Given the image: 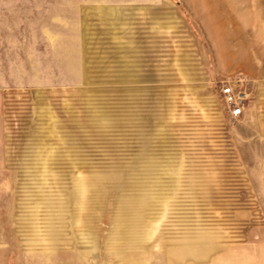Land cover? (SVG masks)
Instances as JSON below:
<instances>
[{"label": "rangeland", "instance_id": "374dc122", "mask_svg": "<svg viewBox=\"0 0 264 264\" xmlns=\"http://www.w3.org/2000/svg\"><path fill=\"white\" fill-rule=\"evenodd\" d=\"M122 1L0 0V264H264V98L238 122L218 100L226 124L208 151L224 162L202 177L197 160L185 179L153 177L142 122L153 125L157 106L200 103L119 60ZM168 61L155 76H174ZM205 91L218 93L213 82ZM29 109L64 138L9 160L6 140L18 141Z\"/></svg>", "mask_w": 264, "mask_h": 264}, {"label": "crops", "instance_id": "0c3cea01", "mask_svg": "<svg viewBox=\"0 0 264 264\" xmlns=\"http://www.w3.org/2000/svg\"><path fill=\"white\" fill-rule=\"evenodd\" d=\"M110 2L112 4V0ZM122 2L120 12L112 16L113 20L119 19V34L115 36L120 38L119 60H137L138 81L175 80L178 86L185 88L186 97L192 99L195 96L200 103L198 106L187 103L157 106L155 112L158 115H154L151 126L143 119L146 122H142L145 125L142 129L152 130L143 132V135L152 136L153 146L152 152H142L141 159L152 161L153 177L165 175L184 179L194 168L192 162L197 160L200 161L199 168L195 167L201 170L199 174L202 177L203 169L208 168L210 163L213 167L212 162H224V156L219 154L218 148L213 152L208 151L211 139L216 141V146L222 144L218 136L209 137L208 134L223 132L226 124L217 93L206 92V85L213 82L217 89L216 83L222 80H245L249 99L242 115L235 122L248 114L250 98L255 95L264 98V0ZM186 16L197 27L204 43L192 32ZM116 27L114 25L113 28ZM107 59L114 60L112 57ZM157 60H169V66L176 65L174 72L169 69L174 76H155L160 71V62L157 63ZM204 60H211L209 69L204 68ZM145 68L152 69V76H145ZM178 90L172 88L168 92L172 95L173 92L179 93ZM37 113V110L29 109L22 129L11 132L14 135L20 134L17 136L18 141L6 140L5 152L14 154V157H8L9 160L23 159L17 152L24 154L25 158L31 154L30 159L36 153L46 154L51 140H63V135L56 131L59 127L56 123H37ZM255 113L257 118L262 119L261 112ZM145 142L148 143L147 140ZM233 161L240 169L237 158H233ZM254 240H257L256 237Z\"/></svg>", "mask_w": 264, "mask_h": 264}, {"label": "built area", "instance_id": "2783aa9c", "mask_svg": "<svg viewBox=\"0 0 264 264\" xmlns=\"http://www.w3.org/2000/svg\"><path fill=\"white\" fill-rule=\"evenodd\" d=\"M245 83V80L240 78L222 80L216 83L218 100L222 104L229 121H235L242 115L249 99Z\"/></svg>", "mask_w": 264, "mask_h": 264}]
</instances>
